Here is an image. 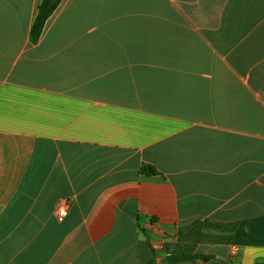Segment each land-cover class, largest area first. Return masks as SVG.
<instances>
[{
	"label": "crops",
	"instance_id": "crops-1",
	"mask_svg": "<svg viewBox=\"0 0 264 264\" xmlns=\"http://www.w3.org/2000/svg\"><path fill=\"white\" fill-rule=\"evenodd\" d=\"M42 1L0 0V264L264 262V0H61L33 43Z\"/></svg>",
	"mask_w": 264,
	"mask_h": 264
},
{
	"label": "trees",
	"instance_id": "trees-1",
	"mask_svg": "<svg viewBox=\"0 0 264 264\" xmlns=\"http://www.w3.org/2000/svg\"><path fill=\"white\" fill-rule=\"evenodd\" d=\"M60 2L61 0L42 1L30 34L31 41L33 43H36L43 35L47 21L49 20L51 15L56 11L58 6L60 5ZM142 172L143 174L149 176H155L159 174L158 170L154 166L148 164L143 165ZM166 250L168 254V261L170 264H174L181 261L211 259V257H207L199 254H193L194 248L188 246L186 247H181V245H174L169 247L167 246ZM256 264H264V262H258Z\"/></svg>",
	"mask_w": 264,
	"mask_h": 264
},
{
	"label": "built area",
	"instance_id": "built-area-1",
	"mask_svg": "<svg viewBox=\"0 0 264 264\" xmlns=\"http://www.w3.org/2000/svg\"><path fill=\"white\" fill-rule=\"evenodd\" d=\"M71 207L70 200H62L58 203L56 208V217L59 222H64L69 215V210Z\"/></svg>",
	"mask_w": 264,
	"mask_h": 264
}]
</instances>
